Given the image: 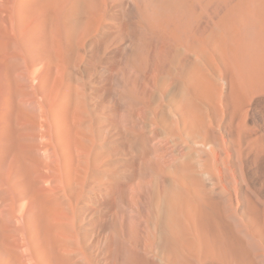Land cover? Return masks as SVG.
<instances>
[{"label":"bare ground","instance_id":"obj_1","mask_svg":"<svg viewBox=\"0 0 264 264\" xmlns=\"http://www.w3.org/2000/svg\"><path fill=\"white\" fill-rule=\"evenodd\" d=\"M0 264H264V0H0Z\"/></svg>","mask_w":264,"mask_h":264}]
</instances>
